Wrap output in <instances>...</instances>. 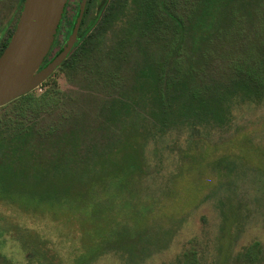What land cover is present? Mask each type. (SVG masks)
<instances>
[{
	"label": "rangeland",
	"instance_id": "rangeland-1",
	"mask_svg": "<svg viewBox=\"0 0 264 264\" xmlns=\"http://www.w3.org/2000/svg\"><path fill=\"white\" fill-rule=\"evenodd\" d=\"M23 1L0 0V46L9 41ZM109 1L87 3L85 24L67 57ZM175 1L180 12L194 8L191 0ZM81 2L66 1L42 65L65 45ZM142 2L127 0L124 12L85 52L53 72L55 85L31 91L45 96L44 104L17 116L20 104L7 105L0 108V121L9 118L11 129L29 127L42 143L98 129L111 100L125 92L143 62L167 50L170 27L161 36L141 33ZM134 145L137 165L126 182L129 166L122 156L130 149L122 146L113 154L118 167H91L106 173L104 182L67 184L69 191L61 192L66 201L49 206L31 200L44 186L30 180L12 196L0 194V264H264V98L234 105L230 123L220 129L194 136L172 129L162 137L139 136ZM119 171L120 184L113 182ZM75 175L68 179L76 182ZM223 210L236 214L231 235L222 232ZM140 236H150L149 243L136 244ZM255 242L253 256H245ZM130 244L137 245L135 253Z\"/></svg>",
	"mask_w": 264,
	"mask_h": 264
},
{
	"label": "trees",
	"instance_id": "trees-1",
	"mask_svg": "<svg viewBox=\"0 0 264 264\" xmlns=\"http://www.w3.org/2000/svg\"><path fill=\"white\" fill-rule=\"evenodd\" d=\"M191 1L194 8L180 12L175 0H143L138 9L141 33L161 36L163 27H170L167 50L158 60L143 62L125 92L111 100L107 116L94 132L81 130L42 143L29 127L21 124L11 129L9 118L0 121L1 195H10L20 182L30 180L34 187L44 186L43 192L35 193L31 200L49 206L57 199L66 201L67 196L62 198V194L69 191L64 189L67 184L104 182L106 173H93L91 167L104 168L108 163L118 167L120 163L113 160V154L122 146L130 149L122 156L129 166L122 180L126 182L137 165L135 138L162 137L172 129L191 136L220 129L230 123L234 105L264 98V0ZM126 2L110 0L94 29L59 67L69 66L85 52L97 33L124 12ZM82 17L79 33L86 11ZM7 42L1 44L0 54ZM51 76L42 85H55ZM30 93L0 108L18 103L17 116L44 104L45 96ZM72 174H76V182L74 177L68 179ZM114 175L113 182L120 184L121 172ZM20 197L28 199L25 194ZM222 213V232L231 235L236 214L232 210ZM141 241L149 243L150 236L138 238L136 244ZM136 244H130L128 250L135 253ZM256 246L255 242L245 248L244 255L251 258Z\"/></svg>",
	"mask_w": 264,
	"mask_h": 264
},
{
	"label": "water",
	"instance_id": "water-1",
	"mask_svg": "<svg viewBox=\"0 0 264 264\" xmlns=\"http://www.w3.org/2000/svg\"><path fill=\"white\" fill-rule=\"evenodd\" d=\"M66 1H23L16 26L0 54V107L41 85L72 49L86 0L81 2L79 15L65 45L41 66L56 33Z\"/></svg>",
	"mask_w": 264,
	"mask_h": 264
},
{
	"label": "flooded vegetation",
	"instance_id": "flooded-vegetation-1",
	"mask_svg": "<svg viewBox=\"0 0 264 264\" xmlns=\"http://www.w3.org/2000/svg\"><path fill=\"white\" fill-rule=\"evenodd\" d=\"M88 1H89V3L92 2V0H86L83 15H84V13H85V11H86ZM79 4H80V3H79ZM22 5H23V4H22ZM21 9H22V8H21ZM20 11H21V10H20ZM82 18H83V17H82ZM75 20H76V19H75ZM75 20H74V23H75ZM81 21H82V20H81ZM74 23L71 25V29H70V32H69V36H70V34H71V32H72V29H73ZM80 24H81V23H80ZM79 29H80V26H79ZM79 29H78L77 36H78V34H79ZM68 38H69V37H68ZM73 46H74V45H73ZM44 65H45V64H44ZM44 65H42V66H44Z\"/></svg>",
	"mask_w": 264,
	"mask_h": 264
}]
</instances>
